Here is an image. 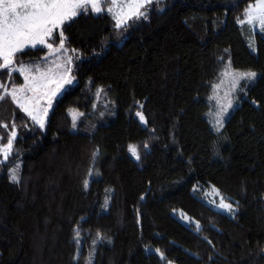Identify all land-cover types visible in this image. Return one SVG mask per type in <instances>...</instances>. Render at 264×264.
Masks as SVG:
<instances>
[{"label": "trees", "instance_id": "trees-1", "mask_svg": "<svg viewBox=\"0 0 264 264\" xmlns=\"http://www.w3.org/2000/svg\"><path fill=\"white\" fill-rule=\"evenodd\" d=\"M254 2L163 0L127 31L107 12L64 26L76 79L45 129L0 101V145L16 132L0 154V264H264V33L239 22ZM229 64L258 77L217 132L207 114ZM23 82L0 70L9 90ZM213 189L233 216L207 204Z\"/></svg>", "mask_w": 264, "mask_h": 264}, {"label": "snow or ice", "instance_id": "snow-or-ice-1", "mask_svg": "<svg viewBox=\"0 0 264 264\" xmlns=\"http://www.w3.org/2000/svg\"><path fill=\"white\" fill-rule=\"evenodd\" d=\"M160 2L161 0H111L112 6L107 9V12L115 21V29L127 31L131 26L129 21L134 23L141 19L147 20L149 6H158ZM89 9L96 14L104 11L101 7V0H0V70H3V74H6L9 79L12 73L18 72L24 80L19 86L13 85L11 90L5 84L0 83V101H3L6 96L10 97L12 102L27 114L33 124L41 129L45 127L53 100L66 91L67 86H71L76 79L72 74V57L69 56L62 62H58L57 59L49 61L46 56L43 58L45 66L41 67L40 64L18 63L17 54L24 53L25 49L42 46L40 50L46 48L50 55L55 56L59 53L62 56L63 52L67 51L63 30L65 24L74 21V18L82 13L87 14ZM157 10L163 11V9ZM239 22L241 24L246 22L253 29L258 25L260 31L264 32V0H255L254 4H249L245 9L244 19ZM68 26L71 25L68 24ZM57 29L60 30L57 37L59 43L58 47H54L49 40ZM224 74L229 77L230 92L224 102L217 101V112L213 125L217 132L224 126L229 110H235L232 94L238 92L247 96L250 90L249 85L255 83L258 75L255 71H233L229 66H225ZM241 81L244 83L241 84ZM101 91L103 89H98L97 94ZM237 102H239L238 98ZM252 103L255 104L256 101L253 100ZM135 115L142 124L145 126L148 124L143 112L137 111ZM4 127L8 126L4 125ZM14 128L15 125H13ZM15 138L16 132L13 130L7 144L0 145V154H3L5 159L13 149ZM143 148L147 149L148 144L145 143ZM128 150L137 161L141 159L138 146L129 145ZM98 152L99 149L93 156L95 157ZM10 179L14 183H20V177L15 172L10 174ZM84 186L87 188V181ZM193 191H196L195 187ZM217 207L235 214L233 204L225 202L223 197ZM181 216L192 223L191 219L183 213ZM194 227L197 232L202 230L198 221L194 223ZM74 231V238L79 242V230ZM97 238L104 239L99 234ZM93 243L95 244V241ZM155 251L160 253L161 258L164 259V253L160 249H155ZM166 264H172V261H167Z\"/></svg>", "mask_w": 264, "mask_h": 264}, {"label": "rangeland", "instance_id": "rangeland-1", "mask_svg": "<svg viewBox=\"0 0 264 264\" xmlns=\"http://www.w3.org/2000/svg\"><path fill=\"white\" fill-rule=\"evenodd\" d=\"M163 0H161V2H162ZM255 3V2H254ZM253 3V4H254ZM112 5H111V0H101V7L104 9V11L103 12H107V9L109 8V7H111ZM91 12V10L89 9V11H88V13H90ZM102 13V12H101ZM108 13V12H107ZM94 15H99V14H96V13H93ZM111 15V14H110ZM78 17V16H77ZM77 17H75V18H77ZM74 18V19H75ZM114 20V19H113ZM115 22V21H114ZM68 23H70V22H68ZM68 23H66V24H68ZM65 24V25H66ZM253 29V28H252ZM255 31H259L260 33H264V32H262V31H260V29H259V26L257 25L256 27H255V29H254ZM59 29H57L56 30V32H54V34H53V37L49 40V42L50 43H53L54 44V47H58V41H57V43H54V42H51L52 40H55V35L56 34H59ZM250 45H251V42H248ZM42 46H37V48H41ZM37 48H35V49H37ZM66 48V47H65ZM31 49V48H30ZM46 49V48H45ZM26 50H29V49H25L24 51H26ZM31 50H34V49H31ZM252 50L255 52V46L253 45L252 46ZM47 51H48V49H47ZM46 56L48 57V60L49 61H52L53 59H57V61L58 62H62L63 61V59H65V58H67V57H69V56H71L72 57V67H73V63H74V61L75 60H77L78 59V57L76 56V55H74V54H72L69 50H67V51H65V52H63V54H62V56H61V54H55V56H53V55H50L49 54V51L47 52V54H46ZM45 56V57H46ZM40 65H41V67H44L45 65H44V63L43 62H41L40 63ZM226 66H228V65H226ZM229 67H230V69L231 70H233V71H238V72H246V71H240V70H236V69H234L230 64H229ZM224 72H225V68H224V70H223V72L221 73V75H220V77H219V79H218V81H217V83L215 84V87H214V89H213V94H212V97H211V103H212V108L209 110V112H208V114H207V117H208V119H209V121H210V124H211V126H212V129L213 130H215L214 129V127H213V125H214V123H215V114H216V112H217V101L219 100V101H221V102H224L226 99H227V95L229 94V92H230V84H229V77L227 76V75H225L224 74ZM14 73H18V72H14ZM19 74V73H18ZM21 75V74H20ZM22 76V75H21ZM257 77H258V75H257ZM22 78H23V76H22ZM244 82L243 81H241V84H243ZM74 85V81H73V84L71 85V86H73ZM250 85H252V84H250ZM249 85V86H250ZM71 86H67V89L69 88V87H71ZM64 92L65 91H63L61 94H59L54 100H53V104H52V107L49 109V112H48V117H49V115L51 114V112H52V109H53V106H54V104H55V102L58 100V99H60L61 97H62V95L64 94ZM233 95V97H234V99H233V103H234V108L236 109L239 105H240V103H241V99L242 98H244V95L243 94H240V93H234V94H232ZM237 98H238V101L239 102H237ZM233 110H229V115H230V113L232 112ZM229 115L227 116V118H226V120H225V122L227 121V119H228V117H229ZM48 117L46 118V122H47V119H48ZM71 117H72V121H73V125L75 124V126L77 125V120H78V114H77V112L76 111H72L71 112ZM46 122H45V125H46ZM225 124V123H224ZM223 128V127H222ZM221 128V129H222ZM42 129H45V127L44 128H42ZM220 129V130H221ZM216 131V130H215ZM206 194V197H205V200H206V202H207V204H209L211 207H213L214 209H216L217 211H219V212H222V213H224V214H227V215H230V216H233V214L232 213H229L227 210H225V209H220V208H218L217 207V205L220 203V199H221V197H223V196H221L216 190H211L210 192L208 191V192H206L205 193ZM224 198V197H223ZM225 200V202H227V203H232V202H230V201H227L226 199H224ZM233 204V203H232ZM233 207H234V209H235V211H236V206L233 204ZM182 221L185 223V224H187V225H191V223L189 222V220H186V219H182ZM192 222V221H191ZM192 224H193V222H192Z\"/></svg>", "mask_w": 264, "mask_h": 264}]
</instances>
